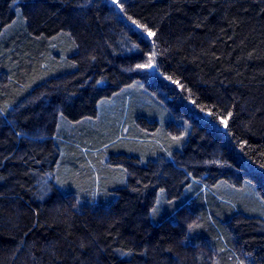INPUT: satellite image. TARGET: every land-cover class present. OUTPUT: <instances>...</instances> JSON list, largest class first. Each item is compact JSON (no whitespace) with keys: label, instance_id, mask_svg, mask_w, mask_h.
<instances>
[{"label":"trees","instance_id":"1","mask_svg":"<svg viewBox=\"0 0 264 264\" xmlns=\"http://www.w3.org/2000/svg\"><path fill=\"white\" fill-rule=\"evenodd\" d=\"M0 264H264V0H0Z\"/></svg>","mask_w":264,"mask_h":264},{"label":"rangeland","instance_id":"2","mask_svg":"<svg viewBox=\"0 0 264 264\" xmlns=\"http://www.w3.org/2000/svg\"><path fill=\"white\" fill-rule=\"evenodd\" d=\"M132 88V87H131ZM136 88L137 87H134L133 86V88L131 89L132 91H130L132 94H134V96H136V95H138L136 92ZM129 94V97H128V101H127V105H126V107H125V110L124 111H128L129 113H130V108H133V106H131L130 107V101H131V98H132V94ZM144 98V99H143ZM146 98V96H143L142 97V99L141 98H139L138 99V101H137V103L139 104V105H143V104H145L146 102H150L147 98ZM103 104H104V106H103ZM113 104H114V109H113V114H114V116H115V119H117V118H119L120 117V115H121V113H122V107H120V106H118L117 105V103H115L114 102V100H110V101H105V103L104 102H102V105L101 106H103L105 109L107 108V110L108 109H111L112 107L111 106H113ZM106 114L105 113H101L100 114V118H98V119H100V122H104L103 120H105V118H107L106 116H105ZM125 118V117H124ZM122 140L120 141L121 143H120V145H125L128 141H127V137L126 136H122V138H121ZM96 153H97V155H99L100 156V154L98 153V151H96ZM64 173V175L65 176H67V175H69V171H67V172H63Z\"/></svg>","mask_w":264,"mask_h":264},{"label":"snow or ice","instance_id":"3","mask_svg":"<svg viewBox=\"0 0 264 264\" xmlns=\"http://www.w3.org/2000/svg\"><path fill=\"white\" fill-rule=\"evenodd\" d=\"M151 35V33H149ZM137 68H153V63L151 61V58L149 60V63L148 64H145V65H137ZM230 115V114H229Z\"/></svg>","mask_w":264,"mask_h":264}]
</instances>
